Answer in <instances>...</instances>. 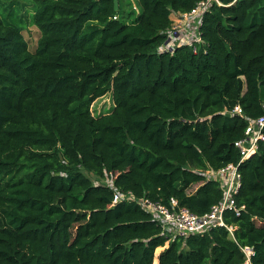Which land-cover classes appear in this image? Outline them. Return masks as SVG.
I'll return each instance as SVG.
<instances>
[{
	"label": "trees",
	"instance_id": "1",
	"mask_svg": "<svg viewBox=\"0 0 264 264\" xmlns=\"http://www.w3.org/2000/svg\"><path fill=\"white\" fill-rule=\"evenodd\" d=\"M122 1L0 0V264H244V247L264 264V142L245 162L236 147L264 116V0L213 4L197 53L160 48L172 15L205 0L128 15ZM230 164L232 233L172 239L137 204L113 206L117 188L205 216L224 193L204 173Z\"/></svg>",
	"mask_w": 264,
	"mask_h": 264
},
{
	"label": "built area",
	"instance_id": "2",
	"mask_svg": "<svg viewBox=\"0 0 264 264\" xmlns=\"http://www.w3.org/2000/svg\"><path fill=\"white\" fill-rule=\"evenodd\" d=\"M237 1L238 0H233V3ZM213 4L221 6L222 1L205 0L199 2L188 14L174 13L173 16L176 20H174L172 29L167 33L168 41L160 48V51H173L175 49L171 46L173 40L185 37L190 40L186 45L192 47L194 52L197 53L199 45L203 44L199 30L201 19L203 14L207 12ZM114 19H118V17ZM194 25L197 27L196 31H193ZM230 114H243V112L240 107H237ZM263 142L264 116L256 120H251L245 131V138L236 143V147L242 156L241 162H245L256 154L259 150L260 143ZM204 174L208 179L218 182L224 193V197L219 205L215 206L211 213L205 216H199L186 207L180 206L175 198H172L168 204H164L162 202H155L146 196L137 198L132 192L124 193L114 188L112 181L107 180V184L110 185L111 188H114L113 206L123 202L137 204L144 211L152 215L154 220L161 226L163 235L169 238L187 240L191 236L202 235L219 227H226L230 233H232L233 229L228 228L223 221V214L226 210H234L239 213L235 205L234 195L237 194L241 188L242 177L240 170L235 164H230L220 170H209ZM242 251L246 259L244 264H252V257L255 254L254 249L251 247H244Z\"/></svg>",
	"mask_w": 264,
	"mask_h": 264
},
{
	"label": "rangeland",
	"instance_id": "3",
	"mask_svg": "<svg viewBox=\"0 0 264 264\" xmlns=\"http://www.w3.org/2000/svg\"><path fill=\"white\" fill-rule=\"evenodd\" d=\"M37 1L41 2L42 0H37ZM121 10H122V12H126L125 15H128V13H131L133 11H135V12L138 11L139 12L136 0H123L122 1ZM172 18L175 19V17L173 15H172ZM196 29H197V27L194 25L193 31H196ZM25 37L29 41L30 47L31 48L35 47L37 45L38 39L40 37V31L36 27H30V28H28L26 30ZM189 41H190L189 38H185V37H182V39L181 38L180 39L176 38L175 40H173V43L171 44V46H173V48H176L177 46L186 45L187 42H189ZM113 107H114V102H113V99H112V95L111 94H107L103 98L98 99L92 105V110H93L94 114L98 115V114H101V113L109 112ZM86 175L88 177H90L93 180L94 183H103V182L105 184L108 183L106 180H99L93 174L87 173ZM196 188L194 187V189H196ZM193 190H190V192L193 191ZM163 249L164 248H159L156 251V257H159V255L161 254Z\"/></svg>",
	"mask_w": 264,
	"mask_h": 264
},
{
	"label": "crops",
	"instance_id": "4",
	"mask_svg": "<svg viewBox=\"0 0 264 264\" xmlns=\"http://www.w3.org/2000/svg\"><path fill=\"white\" fill-rule=\"evenodd\" d=\"M181 18V17H180ZM173 19V22H174V20H176V18L174 19V18H172Z\"/></svg>",
	"mask_w": 264,
	"mask_h": 264
},
{
	"label": "water",
	"instance_id": "5",
	"mask_svg": "<svg viewBox=\"0 0 264 264\" xmlns=\"http://www.w3.org/2000/svg\"><path fill=\"white\" fill-rule=\"evenodd\" d=\"M116 9H117V4H116Z\"/></svg>",
	"mask_w": 264,
	"mask_h": 264
}]
</instances>
